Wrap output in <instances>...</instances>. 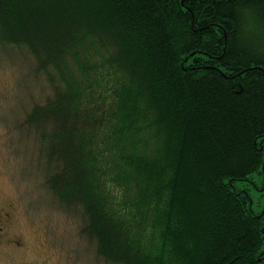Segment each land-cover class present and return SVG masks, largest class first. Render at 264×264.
Instances as JSON below:
<instances>
[{
  "label": "trees",
  "instance_id": "16d2710c",
  "mask_svg": "<svg viewBox=\"0 0 264 264\" xmlns=\"http://www.w3.org/2000/svg\"><path fill=\"white\" fill-rule=\"evenodd\" d=\"M0 47L98 260L264 264V0H0Z\"/></svg>",
  "mask_w": 264,
  "mask_h": 264
},
{
  "label": "rangeland",
  "instance_id": "374dc122",
  "mask_svg": "<svg viewBox=\"0 0 264 264\" xmlns=\"http://www.w3.org/2000/svg\"><path fill=\"white\" fill-rule=\"evenodd\" d=\"M26 60L19 50L0 47V194L15 204L10 229L24 240L23 249L0 252V264H104L82 237L79 217L61 208L46 185L45 159L25 117L32 98L45 99L48 90L29 75ZM253 193L255 209H264V196Z\"/></svg>",
  "mask_w": 264,
  "mask_h": 264
},
{
  "label": "flooded vegetation",
  "instance_id": "af4514ba",
  "mask_svg": "<svg viewBox=\"0 0 264 264\" xmlns=\"http://www.w3.org/2000/svg\"><path fill=\"white\" fill-rule=\"evenodd\" d=\"M17 208L13 202L1 201L0 194V252H6L8 249L23 246V239L10 229L16 221ZM19 238H15V237Z\"/></svg>",
  "mask_w": 264,
  "mask_h": 264
}]
</instances>
